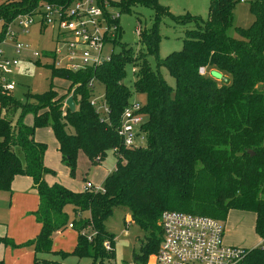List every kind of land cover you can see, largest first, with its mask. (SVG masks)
Instances as JSON below:
<instances>
[{
    "label": "trees",
    "instance_id": "obj_1",
    "mask_svg": "<svg viewBox=\"0 0 264 264\" xmlns=\"http://www.w3.org/2000/svg\"><path fill=\"white\" fill-rule=\"evenodd\" d=\"M70 1L0 2V40L15 16ZM238 1L208 0L206 19L201 20L189 14L173 16L158 0H108L118 16L134 5L152 10L151 27L136 30L135 50L120 44V52L108 61L75 72L49 62L50 79L66 87L56 91L49 85L46 92L31 95L32 101L19 102L0 90V191L9 192L15 176L30 178L38 198L33 217L40 225L36 236L22 245L5 238H0L1 244L30 249L31 264H60L43 258L52 253L60 259L70 255L88 258L89 264H111L114 237L104 222L114 207H122L128 215L123 222L145 233L134 256L144 264L158 249L162 211L223 223L228 211L239 210L254 214L253 230L261 242L244 249L237 264H264V0H244L251 23L234 27L236 37H230L226 31ZM162 17L192 27L184 31L180 50L158 59L157 24ZM111 23L115 44L120 27L117 19ZM147 56L172 77L173 88L150 68ZM126 64L134 68L131 90L121 83ZM211 71L220 73V80L209 77ZM132 93L142 96L135 101L142 117L136 134L144 146L125 148L117 133L123 110L133 103ZM96 96L106 112L90 105ZM67 97L73 112L64 105ZM26 116L31 117L30 126L23 122ZM43 127L50 129L60 162L71 173L79 154L89 166L99 164L107 151L113 154L115 163L99 190L70 191L45 183L44 176L51 173L43 165L46 145L34 138V130ZM68 224L76 233L73 249L53 252L52 236Z\"/></svg>",
    "mask_w": 264,
    "mask_h": 264
},
{
    "label": "rangeland",
    "instance_id": "obj_2",
    "mask_svg": "<svg viewBox=\"0 0 264 264\" xmlns=\"http://www.w3.org/2000/svg\"><path fill=\"white\" fill-rule=\"evenodd\" d=\"M158 3L166 7L173 16L189 14L191 16H197L201 20H205L207 16L208 0H158ZM113 12L116 13L115 11ZM34 18V24L30 27L29 34L22 36L20 41L29 44L34 51L41 54L44 50H51L53 48L54 43L52 40L55 37V30L48 27L43 28L42 32L39 33L38 16H34ZM251 20V16L247 11V6L244 3L236 4L233 9L232 27L226 31V34L230 37H236L233 28L247 27L251 23ZM117 22L120 27V35L117 43L106 44L102 51L103 55L119 53L120 44L124 45L125 48L135 50L137 48L136 30H143L151 27L153 23V12L146 6H130L128 12L119 13ZM191 27L192 25L189 23L175 24L168 17H162L157 24V30L160 36L157 58L162 59L167 54L180 50L181 40L184 36L183 33L186 29H190ZM7 55L9 57L11 56L9 53ZM17 58L19 62L15 67L16 69H8L5 72L6 78L14 83V89L10 94L15 100L19 102L32 101L31 95H38L46 92L50 88L49 85L56 91L65 89V82L58 79H50L49 62L51 61L40 56L34 59L31 57L29 51H21ZM146 60L150 68L159 73L166 85L173 88L174 81L172 77L168 75L163 67H155L154 57L147 56ZM133 69L131 64H126L124 66V77L121 81V83L130 90L134 80L132 74ZM207 74L216 81L220 80L221 74L216 71H211ZM96 89L101 91L102 87L96 86ZM135 101H142V96L132 93L130 102ZM23 122L25 125L30 126L31 117L26 116ZM34 138L46 145L43 165L51 171L50 174L46 175L44 180L47 185L57 184L70 191H74L83 188L84 182L87 181L93 185L94 189H100L104 177L111 172L115 163V157L110 151L106 152L103 160L96 166H89L85 157L79 154L76 158L74 170L71 173L70 170L60 162L55 141L48 127L35 129ZM134 143L136 146H144V140L139 135L135 137ZM9 209V201H0V222H7L8 229L5 239L12 242L13 245L19 246L28 240L20 244H14V241L21 236V225L19 224L20 213L15 211V209L12 211H9ZM126 214L127 212L124 208L114 207L110 216L104 222L106 230L114 237V259L111 264H139L134 260V256L138 254L139 244L144 242L145 233L131 222L125 224L123 221L125 220ZM68 215L69 217L71 216L70 210H68ZM223 223H221L222 230ZM75 240V231L67 229L61 234L53 236L51 246L59 248V251L69 250L63 251L69 253L75 245ZM4 247L5 246L0 244V259L2 261L6 253ZM44 256L48 259H52L51 255ZM151 257L152 255L148 256L144 264H150ZM52 260H58L61 264L90 263V259L88 258L78 259L70 255H66L61 259L55 258ZM27 262L25 258H22L19 264H27Z\"/></svg>",
    "mask_w": 264,
    "mask_h": 264
},
{
    "label": "built area",
    "instance_id": "obj_3",
    "mask_svg": "<svg viewBox=\"0 0 264 264\" xmlns=\"http://www.w3.org/2000/svg\"><path fill=\"white\" fill-rule=\"evenodd\" d=\"M238 2L244 3V0ZM39 10L19 14L6 25L0 40L1 91L11 92L14 89V83L6 78L5 72L16 69L19 62L17 56L21 51H29L34 59L40 56L51 61L56 68L73 72L95 68L110 59L112 53L103 55L102 51L115 36L116 28L111 22L118 19V11L108 0H71L67 5L44 4ZM34 16H38L40 32L48 27L55 30L53 48L41 54L20 41L22 36L29 34ZM198 73L203 75V68H199ZM99 98L93 97L90 105L95 106L97 111L106 112L104 106L97 104ZM138 109L139 105L133 102L121 114L117 134L125 148L136 147V132L142 121L141 115L136 113ZM83 189L99 190L94 189L90 182H85ZM158 227L160 243L152 254L150 264H237L245 254L243 248L222 243L221 223L212 218L162 211ZM104 248L109 250L107 243Z\"/></svg>",
    "mask_w": 264,
    "mask_h": 264
},
{
    "label": "crops",
    "instance_id": "obj_4",
    "mask_svg": "<svg viewBox=\"0 0 264 264\" xmlns=\"http://www.w3.org/2000/svg\"><path fill=\"white\" fill-rule=\"evenodd\" d=\"M4 0H0L2 2ZM44 164V157H43ZM48 175V174H47ZM46 175L44 176L45 180ZM87 182V181H85ZM84 186V184H83ZM79 190L74 191H80ZM0 201H9L10 209L12 211L19 212V220L21 225L20 238L14 239V244H20L26 240H31L38 233L40 225L35 222L33 212L37 208L38 198L35 191L32 188V182L30 178L26 176H15L10 183V191H0ZM128 215L125 216V221L128 219ZM255 216L252 212L230 210L228 211L225 221L223 223L222 241L224 245L239 247L243 249H249L256 247L260 244L261 240L256 236L253 230ZM7 222H0V238H5L7 234L8 226ZM72 230L66 228L65 230ZM74 231V230H73ZM63 232V231H62ZM62 232H57L55 235H59ZM52 236V238H53ZM251 236V237H250ZM12 241V239H11ZM1 244V243H0ZM3 245V244H1ZM5 246V245H3ZM6 249L5 258H3V264H19L22 258H25L27 264L32 263L33 253L28 248H12L5 246ZM53 252H57L60 249L51 246ZM69 251V250H62ZM51 255L52 259L58 258L55 253ZM43 258L48 259L46 256ZM49 259V260H52ZM60 259V258H58ZM61 264V262H60Z\"/></svg>",
    "mask_w": 264,
    "mask_h": 264
},
{
    "label": "water",
    "instance_id": "obj_5",
    "mask_svg": "<svg viewBox=\"0 0 264 264\" xmlns=\"http://www.w3.org/2000/svg\"><path fill=\"white\" fill-rule=\"evenodd\" d=\"M64 105L65 107L69 110V112H73L74 111V104L73 101L71 99V97H67L64 101ZM250 153V152H249ZM251 154V153H250Z\"/></svg>",
    "mask_w": 264,
    "mask_h": 264
}]
</instances>
